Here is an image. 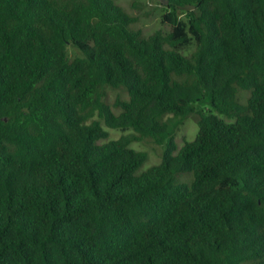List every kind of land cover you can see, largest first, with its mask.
<instances>
[{
	"label": "trees",
	"instance_id": "obj_1",
	"mask_svg": "<svg viewBox=\"0 0 264 264\" xmlns=\"http://www.w3.org/2000/svg\"><path fill=\"white\" fill-rule=\"evenodd\" d=\"M159 1L0 0V264H264V0Z\"/></svg>",
	"mask_w": 264,
	"mask_h": 264
},
{
	"label": "rangeland",
	"instance_id": "obj_2",
	"mask_svg": "<svg viewBox=\"0 0 264 264\" xmlns=\"http://www.w3.org/2000/svg\"><path fill=\"white\" fill-rule=\"evenodd\" d=\"M120 6L127 12L138 18V26L144 30L147 35H152L159 30L164 32L170 31L169 24H163V17L169 12L165 5H162L159 0H116ZM136 5V7L134 6ZM184 18L185 14H181ZM195 49V43L192 42L188 47L183 49L184 54L190 55ZM68 52L71 57H81V53L73 46H68ZM115 97L116 93H112ZM204 109H210V106H205ZM223 118L222 116H220ZM227 122H232L227 120ZM199 131V127L193 118H190L179 129L175 141L181 148L184 143L193 141ZM134 131L110 130V139L117 140L123 135L133 133ZM132 148L137 151H144L149 154V161L144 166L143 170L162 162L163 147L155 143L151 139H146L143 143H135Z\"/></svg>",
	"mask_w": 264,
	"mask_h": 264
},
{
	"label": "water",
	"instance_id": "obj_3",
	"mask_svg": "<svg viewBox=\"0 0 264 264\" xmlns=\"http://www.w3.org/2000/svg\"><path fill=\"white\" fill-rule=\"evenodd\" d=\"M166 4H168L169 2L168 1H164Z\"/></svg>",
	"mask_w": 264,
	"mask_h": 264
}]
</instances>
